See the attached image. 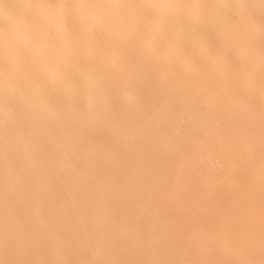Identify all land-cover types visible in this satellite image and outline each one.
<instances>
[{
  "label": "bare ground",
  "instance_id": "obj_1",
  "mask_svg": "<svg viewBox=\"0 0 264 264\" xmlns=\"http://www.w3.org/2000/svg\"><path fill=\"white\" fill-rule=\"evenodd\" d=\"M0 264H264V0H0Z\"/></svg>",
  "mask_w": 264,
  "mask_h": 264
}]
</instances>
